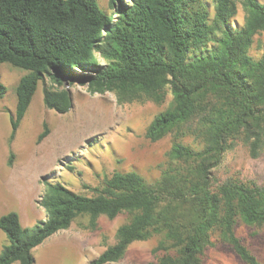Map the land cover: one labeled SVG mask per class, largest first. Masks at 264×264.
<instances>
[{
	"label": "trees",
	"instance_id": "1",
	"mask_svg": "<svg viewBox=\"0 0 264 264\" xmlns=\"http://www.w3.org/2000/svg\"><path fill=\"white\" fill-rule=\"evenodd\" d=\"M212 1L213 9L208 0H109V13L97 0H0V62L27 70L16 86L12 138L40 80L46 107L58 113L73 108L75 84L113 91L120 101L162 103L172 94L147 129L152 140L172 136L169 163L157 179L116 170L94 196L44 182L38 203L46 220L23 228L16 211L0 217L9 239L0 264H35L33 249L81 215L96 228L101 215L121 213L128 221L116 242L87 264L119 261L130 244L155 234L164 236L161 253L146 264H205L213 234L246 264H262L236 225H264V185L220 179L216 169L239 143L253 158L264 150V51L250 54L264 32V2ZM239 3L243 23L234 19ZM5 93L0 80V97ZM48 133L45 124L38 141Z\"/></svg>",
	"mask_w": 264,
	"mask_h": 264
},
{
	"label": "rangeland",
	"instance_id": "2",
	"mask_svg": "<svg viewBox=\"0 0 264 264\" xmlns=\"http://www.w3.org/2000/svg\"><path fill=\"white\" fill-rule=\"evenodd\" d=\"M97 1L103 10L112 13L109 0ZM208 2L213 9V1ZM244 13L239 3L234 19L243 23ZM263 51L264 32H261L255 36L250 54L260 58ZM26 73L25 69L0 62V80L6 87L5 95L0 97V217L16 211L22 225L28 228L46 220L48 214L38 203L46 181L59 180L76 192L94 196L93 188H101L104 180L116 170L136 171L148 180L160 176L169 163L172 136L152 140L147 129L153 118L169 106L170 91L162 103L148 98L120 101L113 91L94 93L87 86L75 84L69 86L73 108L67 113H58L46 107L43 100L46 82L40 80L31 105L12 138L16 86ZM45 124L49 133L38 141ZM183 141L198 147L192 137H185ZM216 174L220 179L231 176L264 185V150L259 157L253 158L248 147L239 143L226 153ZM37 208L42 214L33 211ZM22 210L29 211L26 216L32 218V226L23 221ZM127 221V213L113 219L101 215L97 227L91 228L89 217L81 215L66 232L67 236L53 239V234L33 249L35 264H87L116 242L118 228ZM236 233L264 264V225H247L239 220ZM163 239V234H155L147 240L134 241L122 259L107 264H146L161 253L156 249ZM8 243L6 233L0 228V253ZM203 260L205 264H246L216 234ZM12 264H19V261Z\"/></svg>",
	"mask_w": 264,
	"mask_h": 264
},
{
	"label": "crops",
	"instance_id": "3",
	"mask_svg": "<svg viewBox=\"0 0 264 264\" xmlns=\"http://www.w3.org/2000/svg\"><path fill=\"white\" fill-rule=\"evenodd\" d=\"M23 119H24V118H23ZM31 211H32V210H31ZM31 211H30V212H31ZM33 211H37V213L42 214V211L38 210V208H37V210H33ZM28 213H29V211H28ZM28 213H26V212H24V211L22 210V218H23V221L28 222L29 225L32 226V225H33L32 218H29L28 216H26ZM20 221H21V218H20ZM21 225H22V223H21ZM26 226H27L26 224H25V226L22 225L23 228H28V227H26ZM70 227H71V226H70ZM70 227L67 228V229L60 230L59 232L55 233L54 236H53L52 238L54 239L55 237H65V236H67L66 232L70 229ZM56 234H57V235H56Z\"/></svg>",
	"mask_w": 264,
	"mask_h": 264
},
{
	"label": "water",
	"instance_id": "4",
	"mask_svg": "<svg viewBox=\"0 0 264 264\" xmlns=\"http://www.w3.org/2000/svg\"><path fill=\"white\" fill-rule=\"evenodd\" d=\"M66 85L68 86V83H66Z\"/></svg>",
	"mask_w": 264,
	"mask_h": 264
}]
</instances>
